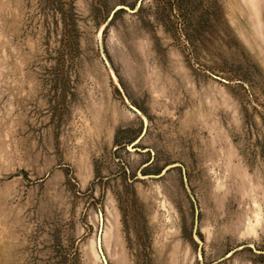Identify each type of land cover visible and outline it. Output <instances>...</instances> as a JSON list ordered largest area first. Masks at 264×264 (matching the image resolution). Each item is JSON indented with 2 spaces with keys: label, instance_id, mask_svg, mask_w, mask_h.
<instances>
[{
  "label": "rangeland",
  "instance_id": "rangeland-1",
  "mask_svg": "<svg viewBox=\"0 0 264 264\" xmlns=\"http://www.w3.org/2000/svg\"><path fill=\"white\" fill-rule=\"evenodd\" d=\"M0 264H264V0H0Z\"/></svg>",
  "mask_w": 264,
  "mask_h": 264
},
{
  "label": "water",
  "instance_id": "water-1",
  "mask_svg": "<svg viewBox=\"0 0 264 264\" xmlns=\"http://www.w3.org/2000/svg\"><path fill=\"white\" fill-rule=\"evenodd\" d=\"M114 13H115V11H113L112 14H114ZM136 112H138V111L136 110ZM138 113H139V112H138ZM98 248H99L100 253L102 254L101 247H100V240H98Z\"/></svg>",
  "mask_w": 264,
  "mask_h": 264
}]
</instances>
